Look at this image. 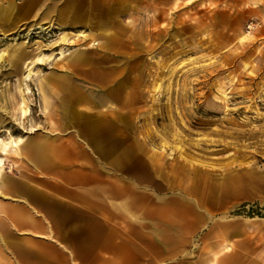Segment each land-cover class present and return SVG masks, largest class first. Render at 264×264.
<instances>
[{
	"label": "crops",
	"instance_id": "0c3cea01",
	"mask_svg": "<svg viewBox=\"0 0 264 264\" xmlns=\"http://www.w3.org/2000/svg\"><path fill=\"white\" fill-rule=\"evenodd\" d=\"M83 1L58 0L48 15L87 29L86 44L42 78L44 124L0 173V264H264V168L180 161L138 123L129 21L172 0ZM98 2L106 13L119 7L121 33L115 15L95 14ZM224 3L264 21V0L204 4ZM221 7L212 13L231 15ZM9 8L18 15L17 3Z\"/></svg>",
	"mask_w": 264,
	"mask_h": 264
},
{
	"label": "rangeland",
	"instance_id": "374dc122",
	"mask_svg": "<svg viewBox=\"0 0 264 264\" xmlns=\"http://www.w3.org/2000/svg\"><path fill=\"white\" fill-rule=\"evenodd\" d=\"M3 1L0 173L11 168L21 138L44 124L42 78L55 61L85 46L80 39L87 30L48 16L56 15L58 0ZM14 2L18 15L10 14ZM188 3H152L146 15L136 11L129 21L131 91L141 109L143 136L164 155L211 172L224 165L228 171L264 168V21L238 13L233 3L221 7L196 0L194 12ZM204 7L209 14L203 15ZM220 7L231 15L212 13ZM93 8L96 15H115L114 30L122 32L117 5L107 13L99 2ZM249 23L255 25L250 32ZM89 45L102 49L96 42Z\"/></svg>",
	"mask_w": 264,
	"mask_h": 264
},
{
	"label": "built area",
	"instance_id": "2783aa9c",
	"mask_svg": "<svg viewBox=\"0 0 264 264\" xmlns=\"http://www.w3.org/2000/svg\"><path fill=\"white\" fill-rule=\"evenodd\" d=\"M255 28V25L253 23H249L247 25V31L250 32L251 30H253Z\"/></svg>",
	"mask_w": 264,
	"mask_h": 264
},
{
	"label": "bare ground",
	"instance_id": "6f19581e",
	"mask_svg": "<svg viewBox=\"0 0 264 264\" xmlns=\"http://www.w3.org/2000/svg\"><path fill=\"white\" fill-rule=\"evenodd\" d=\"M36 28H37V27H36ZM38 29H40V30H44V28L41 27V26H38ZM0 167H1V164H0Z\"/></svg>",
	"mask_w": 264,
	"mask_h": 264
},
{
	"label": "trees",
	"instance_id": "16d2710c",
	"mask_svg": "<svg viewBox=\"0 0 264 264\" xmlns=\"http://www.w3.org/2000/svg\"><path fill=\"white\" fill-rule=\"evenodd\" d=\"M258 213V212H257Z\"/></svg>",
	"mask_w": 264,
	"mask_h": 264
}]
</instances>
